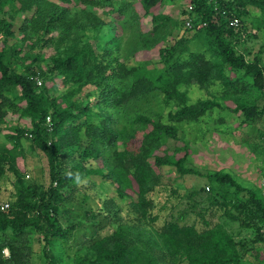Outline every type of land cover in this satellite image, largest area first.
<instances>
[{
  "label": "trees",
  "instance_id": "obj_1",
  "mask_svg": "<svg viewBox=\"0 0 264 264\" xmlns=\"http://www.w3.org/2000/svg\"><path fill=\"white\" fill-rule=\"evenodd\" d=\"M17 1L26 10H32L33 6L36 10L16 29V25L6 16L14 11L11 7ZM84 1L92 3L97 0ZM99 1L101 5H109L114 12L121 15L131 13L132 18H135V12L129 10L131 2ZM157 1L144 0L145 9L150 11ZM190 1L193 11L188 12L187 6L183 12L184 25L188 15L193 17V27L205 21L221 47L225 62L233 68L253 73L256 81L262 85L264 67L238 55L222 38V30L215 22L217 14L214 6L208 0ZM231 4L255 5L264 10V0H231ZM69 7L48 0H0V131L1 124L13 112H21L22 116L29 117L33 137L31 147L46 157L50 178L49 185L38 194L26 186L16 203H10L7 210L0 209V264L30 262L33 252L32 230L42 236L43 251L46 253L55 246V239L70 232L61 226L54 215L61 209V203L69 199L66 193L68 181L84 171L101 173L119 181L121 179L119 187L123 189L126 184L131 185L128 178L131 175L141 190L139 194L142 202L152 204V200H149L151 203L144 201L142 194L147 185L152 186L156 184L154 181L161 178L162 167L172 166L181 174L192 171L185 166L190 152L189 143L177 123L197 121L219 105L208 97L188 102L182 90L188 76L196 70L200 71V67H197L199 54L192 52L191 58L185 63L174 59L169 48H161V67L147 68L141 63L128 66L120 62L117 56V39L110 32L113 22H100L88 8L84 17L79 16L78 13H72ZM198 13H201V18L196 17ZM154 18L157 19L156 16ZM110 42L113 46H109ZM26 45L29 46L27 50ZM46 47H54L56 53L48 60L43 59L46 66H35L36 61L42 59L41 52ZM23 59V68H20L18 63ZM27 59H30L29 63H26ZM186 64L195 69H189ZM37 76L42 79V85H38ZM58 77L66 87L59 94L53 81ZM49 81H53L54 85L48 86ZM158 91L169 106L166 119L139 114V126L144 128V132L136 149L119 150V143L123 142L126 146L129 141L131 143L140 137L136 132H127L124 127L122 130L116 128L115 125L120 121L119 115L129 117L128 111L139 105L140 101H149L151 95L160 94ZM82 92L83 98L76 97ZM240 109L245 112L247 119L262 113L256 106L245 105ZM48 117L52 119L51 126ZM25 134L26 130L19 128L17 135L6 134L13 145H5L0 150V180L5 173L2 161L7 160L11 164L9 168L16 172L20 183L24 184L17 164L18 157H23L25 153L22 151L17 155L16 149L20 146V137ZM84 137L89 141V147L85 148L95 158H101L102 147L107 150L116 148L111 153V164L118 175L114 176L110 169L106 172L104 168L86 167L82 159V163L78 162L81 165L74 166L76 168L67 166L69 152L62 150L70 145L81 151ZM171 143H175V147L169 153L166 150L171 147ZM160 149L161 153L157 154ZM211 177L220 184L235 186L239 193H249L247 200L240 197L234 200L237 209L233 204L234 212L228 217L242 224L241 228L251 230L255 227L258 233L256 240L264 241L262 190L258 193L246 189L229 173H215ZM68 188L73 187L70 184ZM211 189L209 187V191ZM225 224L218 222L200 230L195 224L165 222L156 229L160 240L157 251L150 250L155 249L152 246L149 250L138 246L137 240L131 239L123 231L104 237L96 234L90 246L86 250L82 249L70 264H164L165 261L173 264L180 260H185L187 264H246L238 248L239 237ZM60 239L63 241L65 238ZM5 248L9 249V256L5 254ZM246 252L258 260L255 263L264 262L262 248L247 249ZM50 263L58 261L49 259Z\"/></svg>",
  "mask_w": 264,
  "mask_h": 264
},
{
  "label": "rangeland",
  "instance_id": "obj_2",
  "mask_svg": "<svg viewBox=\"0 0 264 264\" xmlns=\"http://www.w3.org/2000/svg\"><path fill=\"white\" fill-rule=\"evenodd\" d=\"M48 1L61 6H70L72 13H78L83 17L88 8L100 19V22L112 21L110 32L117 39L115 44L118 45L117 56L120 62L128 66L141 63L147 68L161 67L163 65L161 48H169L173 52L174 59L185 63L191 58L192 52L199 54L197 67H200V71L196 70L188 76L182 85V90L188 102H196L208 97L216 100L219 105L197 121L177 123L189 143L190 152L185 166L192 171L181 174L172 166L162 167L161 178L154 181L156 184L147 185L142 194L144 201L150 203L149 200L153 201L150 205L142 202L139 194L141 190L131 175L128 177L131 185L126 184L127 188L124 189L119 187L121 179L119 181L101 173L84 171L70 179L66 189L69 199L61 203V209L54 215L61 226L70 232L61 236L65 238L63 241L60 236L55 239V246L49 248V252L47 250L46 253L43 251L42 236L32 230L30 237L33 252L27 264H49V259H55L59 264H70L82 249L86 250L90 246L96 234L104 237L118 231L126 232L131 239L135 238L138 246L147 250L152 246L155 249L150 250L157 251L160 240L156 229L170 221L195 224L200 230L218 222L227 223L230 231L239 237L238 248L242 260L246 264H264V262L255 263L258 260L251 253L246 252L247 249L258 247L264 250V241L256 240L257 229L241 228L242 224L239 225L237 220L228 217V214L234 212V200L237 197L247 200L249 193L246 191L239 193L235 186L220 184L211 177L215 173H229L246 189L258 193L262 190L264 82L261 85L256 81L253 73H248L245 69L233 68L225 62L221 47L215 35L208 30L205 21H201L193 28L184 25L183 12L190 0H158L150 11L145 9L144 0H119V2H131L129 10L135 12L134 19L131 13L121 15L119 12H114L109 5H101L99 0L92 3L84 0ZM208 2L216 10L215 22L222 30V38L238 55L244 56L249 62H258L264 67V10L255 5L231 4V0H208ZM11 8L14 11L9 12V16L6 17L11 19L16 29L36 10L35 6L32 10L22 8L19 1ZM155 16L157 19L154 18ZM233 16L240 18L238 26L230 25ZM196 17L201 18V13ZM109 46H113L112 42ZM28 47L26 45V50ZM55 53L54 47H46L41 52L44 58L37 60L35 66L38 64L42 67L46 66L44 60H48ZM24 60L18 63L20 68H23L21 63L24 64ZM29 62L30 59H27L26 63ZM186 66L195 69L194 66L190 67L188 64ZM53 81L58 88L57 94L66 89L60 77ZM53 81H49L48 86H53ZM82 96H84L83 92L76 95L83 98ZM245 105L256 106L262 113L247 119L245 112L240 109ZM168 109L169 106L164 102L162 94L155 93L150 96L149 101H140L139 105L128 111L129 117L119 115L120 121L115 125L116 128L122 130L124 127L127 132H136L137 136H140L131 143L129 141L126 146L123 142L119 143V150L136 149L144 132V128L139 126L141 125L138 122L139 114L154 118L161 116L165 120ZM22 115L21 112H13L9 114L5 123L1 124L0 150L5 145H13L6 134L17 135V128L25 129L26 134L20 137V146L16 149L17 155L22 151L25 153L23 157H18L17 164L24 184L20 183L16 172L9 168L10 162L3 160L5 173L0 180V206L3 202L16 203L19 194L26 186L38 194L50 183L46 157L31 147L33 138L30 133L31 120ZM86 140L88 139L84 137L81 141V151L77 150L76 146L64 147L62 151L69 152L67 166L76 168L78 167L76 165H81L78 162L82 159L86 167L104 168L106 172L110 169L114 172V176L118 175L111 164V153L116 148L107 150L102 147L101 158H95L94 154L89 153L85 148L89 147V141ZM174 147L175 143L166 151L172 153ZM161 151L158 150L157 154ZM70 184L75 189L68 188ZM208 187L212 189L209 191ZM235 207L237 209L236 205ZM5 254L10 255L8 248H5ZM164 264L172 263L165 261ZM173 264H187V262L180 260Z\"/></svg>",
  "mask_w": 264,
  "mask_h": 264
},
{
  "label": "built area",
  "instance_id": "obj_3",
  "mask_svg": "<svg viewBox=\"0 0 264 264\" xmlns=\"http://www.w3.org/2000/svg\"><path fill=\"white\" fill-rule=\"evenodd\" d=\"M192 11H193V5L192 4H189L188 5V12H192ZM185 22H186V27L193 28V17L191 15H188L186 17ZM239 24H240V18L238 16H233L230 19V25L231 26H238ZM36 79L38 81V85H42V82H43L42 79L39 76H37ZM48 122H49V124L51 126L52 125V119H51V117H48ZM262 182H263L262 183V194L264 196V179H263ZM208 189H209V187H208ZM9 207H10V203L9 202H3L1 204V206H0V209L1 210H7V209H9ZM6 252H7V250H6ZM50 264H59V263H50Z\"/></svg>",
  "mask_w": 264,
  "mask_h": 264
},
{
  "label": "crops",
  "instance_id": "obj_4",
  "mask_svg": "<svg viewBox=\"0 0 264 264\" xmlns=\"http://www.w3.org/2000/svg\"><path fill=\"white\" fill-rule=\"evenodd\" d=\"M225 225L228 227V224L227 223Z\"/></svg>",
  "mask_w": 264,
  "mask_h": 264
}]
</instances>
